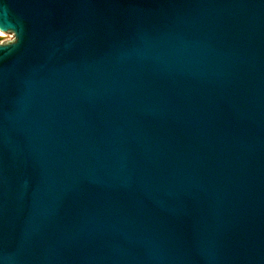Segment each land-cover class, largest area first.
Masks as SVG:
<instances>
[{"label": "water", "instance_id": "water-1", "mask_svg": "<svg viewBox=\"0 0 264 264\" xmlns=\"http://www.w3.org/2000/svg\"><path fill=\"white\" fill-rule=\"evenodd\" d=\"M0 264H264V0H0Z\"/></svg>", "mask_w": 264, "mask_h": 264}, {"label": "rangeland", "instance_id": "rangeland-1", "mask_svg": "<svg viewBox=\"0 0 264 264\" xmlns=\"http://www.w3.org/2000/svg\"><path fill=\"white\" fill-rule=\"evenodd\" d=\"M6 38H10V36L8 34H1L0 33V41Z\"/></svg>", "mask_w": 264, "mask_h": 264}]
</instances>
